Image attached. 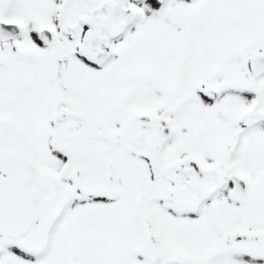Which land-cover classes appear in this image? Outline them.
I'll list each match as a JSON object with an SVG mask.
<instances>
[{
	"label": "snow or ice",
	"instance_id": "6c2138e0",
	"mask_svg": "<svg viewBox=\"0 0 264 264\" xmlns=\"http://www.w3.org/2000/svg\"><path fill=\"white\" fill-rule=\"evenodd\" d=\"M0 264H264V0H0Z\"/></svg>",
	"mask_w": 264,
	"mask_h": 264
}]
</instances>
